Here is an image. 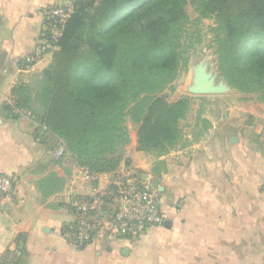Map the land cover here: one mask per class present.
Segmentation results:
<instances>
[{
	"label": "crops",
	"instance_id": "0c3cea01",
	"mask_svg": "<svg viewBox=\"0 0 264 264\" xmlns=\"http://www.w3.org/2000/svg\"><path fill=\"white\" fill-rule=\"evenodd\" d=\"M72 1L0 0V174L15 179L0 204V264H264L262 147L252 145L251 125L232 140L234 118L192 108L181 143L159 157L138 148L137 127L126 123L123 158L152 175L162 223L81 247L66 241L71 202L105 189L110 172L86 177L58 154L59 141L14 105L13 90L40 74L57 49L39 51L40 10ZM206 96H198L201 107L212 104Z\"/></svg>",
	"mask_w": 264,
	"mask_h": 264
},
{
	"label": "trees",
	"instance_id": "16d2710c",
	"mask_svg": "<svg viewBox=\"0 0 264 264\" xmlns=\"http://www.w3.org/2000/svg\"><path fill=\"white\" fill-rule=\"evenodd\" d=\"M191 1L193 21L188 0H73L51 63L13 90L14 105L63 145L66 159L92 174L124 160L128 120L140 150L164 155L183 140L191 104L188 94L169 102L165 90L189 62L183 43L195 54L202 41L197 21L211 15L220 76L264 104V0ZM83 30L87 45L78 46L73 41Z\"/></svg>",
	"mask_w": 264,
	"mask_h": 264
},
{
	"label": "built area",
	"instance_id": "2783aa9c",
	"mask_svg": "<svg viewBox=\"0 0 264 264\" xmlns=\"http://www.w3.org/2000/svg\"><path fill=\"white\" fill-rule=\"evenodd\" d=\"M72 12V3L55 4L40 10L44 30L39 47L41 52L56 49V42ZM40 129L43 132L45 127ZM58 154L64 155L61 144ZM82 173L86 177L97 176L85 167H82ZM106 178L105 189L93 191L87 197H75L71 202L74 220L63 230V236L70 244L81 247L94 238L111 240L134 236L147 227L162 223L160 193L150 173L122 160ZM14 189L15 179L0 174V204Z\"/></svg>",
	"mask_w": 264,
	"mask_h": 264
},
{
	"label": "rangeland",
	"instance_id": "374dc122",
	"mask_svg": "<svg viewBox=\"0 0 264 264\" xmlns=\"http://www.w3.org/2000/svg\"><path fill=\"white\" fill-rule=\"evenodd\" d=\"M185 9L190 21H193L197 18L198 14L191 0H188ZM214 26H216V17L212 15L201 18L199 21H197L196 28L199 30V35L202 41L196 45L195 54L191 55V50L188 51L189 48H187V45L183 43L181 50L184 51L186 57H190L189 62L181 66L178 78L169 88L165 90V98H167V100L188 94L185 91V85L189 78L191 63L197 62L201 59H206L208 61V67H212L214 70H216L217 67L215 65L214 47L211 46V40L213 37L212 28ZM190 30H192V28ZM82 33L83 34H79V36L75 39L76 41H73L74 44H77L78 46L87 45V39L85 36L86 31L83 30ZM188 96H194L191 98L190 104V110L192 108V113H197L199 110H202L203 113L205 111V113L209 115L215 112L216 114L220 115L218 116L220 119L221 117L229 119L234 118V126L232 128L234 136L235 134H239V131L243 133V130L245 128H249V125H251L252 135H250V137L252 138V145H261L262 151L264 152V104L259 101L255 94L239 93L231 88V91L228 93L206 96L208 98L207 100H211L213 98L212 104L210 102V105L207 107H201L197 102V100L200 98L198 96L200 95L188 94ZM190 110L188 113H190ZM254 115L255 117L260 118L261 121L258 120V118L254 119ZM236 129L237 131L235 132ZM254 136L258 139V141L254 140ZM57 145H60L59 142H57Z\"/></svg>",
	"mask_w": 264,
	"mask_h": 264
},
{
	"label": "water",
	"instance_id": "95a60500",
	"mask_svg": "<svg viewBox=\"0 0 264 264\" xmlns=\"http://www.w3.org/2000/svg\"><path fill=\"white\" fill-rule=\"evenodd\" d=\"M185 91L192 95H213L223 94L231 91L230 85L220 76L218 69L208 67V61L201 59L190 65L188 81ZM235 137L232 134V140Z\"/></svg>",
	"mask_w": 264,
	"mask_h": 264
}]
</instances>
